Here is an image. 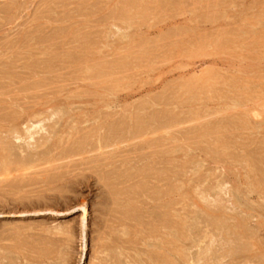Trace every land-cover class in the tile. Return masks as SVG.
Listing matches in <instances>:
<instances>
[{"label": "rangeland", "instance_id": "374dc122", "mask_svg": "<svg viewBox=\"0 0 264 264\" xmlns=\"http://www.w3.org/2000/svg\"><path fill=\"white\" fill-rule=\"evenodd\" d=\"M245 258L264 0H0V264Z\"/></svg>", "mask_w": 264, "mask_h": 264}, {"label": "bare ground", "instance_id": "6f19581e", "mask_svg": "<svg viewBox=\"0 0 264 264\" xmlns=\"http://www.w3.org/2000/svg\"><path fill=\"white\" fill-rule=\"evenodd\" d=\"M153 1H154V0H153ZM193 2H194V1H193ZM223 3H224V2H223ZM209 5H210V4H209ZM209 5H208V6H209ZM225 5H226V4H225ZM210 8H211V7H210ZM137 10H138V9H137ZM219 11H220V10H219ZM191 12H192V11H191ZM122 16H123V15H122ZM123 17H124V16H123ZM240 17H241V16H240ZM186 28H187V27H186ZM177 30H178V29H177ZM206 39H207V38H206ZM222 40H223V39H222ZM199 41H200V39H199ZM200 45H201V44H200ZM218 46H219V45H218ZM186 52H187V51H186ZM96 74H97V73H96ZM259 76H261V75H259ZM206 79H207V78H206ZM226 79H227V78H226ZM226 79H225V80H226ZM230 80H231V79H230ZM249 80H250V79H249ZM202 83H203V82H202ZM184 87H185V86H184ZM184 87H183V88H184ZM211 87H212V86H211ZM213 87H214V85H213ZM220 87H221V86H220ZM186 89H187V88H186ZM203 92H205V91H203ZM240 93H241V92H240ZM204 95H205V94H204ZM228 95H229V94H228ZM111 127H112V125H111ZM39 129H40V128H39ZM28 130H29V128H28ZM105 131H106V130H105ZM99 136H100V135H99ZM103 136H104V135H103ZM103 136H102V137H103ZM140 189H142V188H140ZM205 199H206V198H205ZM83 208H84V207H83ZM155 212H156V211H155ZM164 212H165V211H164ZM156 214H157V213H156ZM165 215H166V214H165ZM132 216H133V215H132ZM124 217H125V216H124ZM160 219H163V218H160ZM162 223H163V222H162ZM152 231H153V230H152ZM144 233H145V232H144ZM212 239H213V238H212ZM212 241H214V240H212ZM229 241H230V240H229ZM221 242H222V241H221ZM227 243H228V242H227ZM227 243H226V244H227ZM233 244H234V243H233ZM220 245H221V244H220ZM197 246H198V245H197ZM226 247H228V246H226ZM231 249H232V248H231ZM220 251H221V250H220ZM225 251H227L226 248H225ZM230 251H231V250H230ZM230 251H229V248H228V251H227V252H224V253H222V254L228 256V253H229ZM255 252H256V251H255ZM233 254H234V252H233ZM220 255H221V254H220ZM222 256H223V255H222ZM229 256H230V255H229ZM224 257H225V256H224ZM224 257H223V259H224ZM217 258H218V257H217ZM220 258H221V256H220ZM220 258H219V260L223 261V260L220 259ZM239 260H240V258H239ZM248 260H249V259H248ZM168 261H169V260H168ZM221 261H219V264H220ZM243 261H244V264H246V263H247V258H245ZM223 262H224V261H223ZM239 263H240V262H239ZM223 264H224V263H223ZM237 264H238V263H237ZM242 264H243V262H242Z\"/></svg>", "mask_w": 264, "mask_h": 264}]
</instances>
